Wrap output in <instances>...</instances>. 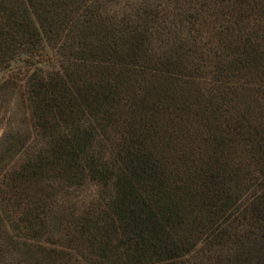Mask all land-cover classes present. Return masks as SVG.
Wrapping results in <instances>:
<instances>
[{
	"label": "trees",
	"instance_id": "obj_1",
	"mask_svg": "<svg viewBox=\"0 0 264 264\" xmlns=\"http://www.w3.org/2000/svg\"><path fill=\"white\" fill-rule=\"evenodd\" d=\"M0 264H264V0H0Z\"/></svg>",
	"mask_w": 264,
	"mask_h": 264
},
{
	"label": "rangeland",
	"instance_id": "obj_2",
	"mask_svg": "<svg viewBox=\"0 0 264 264\" xmlns=\"http://www.w3.org/2000/svg\"><path fill=\"white\" fill-rule=\"evenodd\" d=\"M0 132H1V129H0Z\"/></svg>",
	"mask_w": 264,
	"mask_h": 264
}]
</instances>
